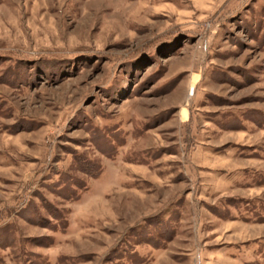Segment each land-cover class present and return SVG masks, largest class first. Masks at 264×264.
<instances>
[{
	"label": "rangeland",
	"instance_id": "obj_1",
	"mask_svg": "<svg viewBox=\"0 0 264 264\" xmlns=\"http://www.w3.org/2000/svg\"><path fill=\"white\" fill-rule=\"evenodd\" d=\"M0 264H264V0H0Z\"/></svg>",
	"mask_w": 264,
	"mask_h": 264
}]
</instances>
